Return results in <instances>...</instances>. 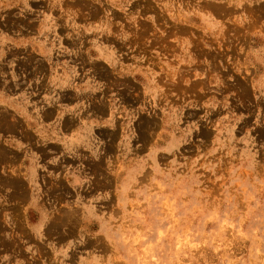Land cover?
Returning <instances> with one entry per match:
<instances>
[{"label":"rangeland","instance_id":"1","mask_svg":"<svg viewBox=\"0 0 264 264\" xmlns=\"http://www.w3.org/2000/svg\"><path fill=\"white\" fill-rule=\"evenodd\" d=\"M43 104L77 134L36 143ZM0 237L6 264H264V0H0Z\"/></svg>","mask_w":264,"mask_h":264},{"label":"crops","instance_id":"2","mask_svg":"<svg viewBox=\"0 0 264 264\" xmlns=\"http://www.w3.org/2000/svg\"><path fill=\"white\" fill-rule=\"evenodd\" d=\"M26 113L28 115L31 114L30 117L37 128L35 130H31L30 127L28 126L29 124L26 123L24 125V128L22 129L25 130L26 134H28L30 130L33 138L36 140V143L45 142L48 144H61L62 142H64V140L74 137L78 132L75 110L73 111L65 110V107L63 105H58V104L37 105L35 107L28 108V110H26ZM8 192H9V197H8L9 215L5 219L7 220V223L10 227L9 236H12L11 229L13 227H15L16 230L17 225L20 226L23 224L30 225L33 224V222L30 220V216L28 215H26L25 218L23 219L17 218L16 197H14V199H12L11 197V194H16V188H11L10 186ZM41 219L42 217L40 218V221L35 222L36 226H41L42 224H44V222ZM35 230L38 231L39 228L33 229V231ZM27 236H30V234H28ZM14 244H17V241H15ZM18 248L16 247L14 248V250H17ZM14 257H16L15 254ZM12 261L13 260L10 259L8 261L9 262L8 264H13ZM0 264H6V259H4L2 253L1 237H0Z\"/></svg>","mask_w":264,"mask_h":264}]
</instances>
